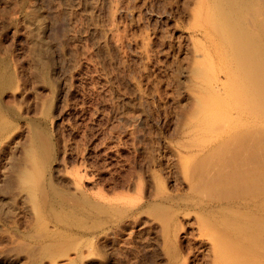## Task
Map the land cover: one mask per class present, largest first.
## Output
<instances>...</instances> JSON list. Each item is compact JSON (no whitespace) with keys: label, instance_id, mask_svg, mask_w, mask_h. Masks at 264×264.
Wrapping results in <instances>:
<instances>
[{"label":"rangeland","instance_id":"obj_1","mask_svg":"<svg viewBox=\"0 0 264 264\" xmlns=\"http://www.w3.org/2000/svg\"><path fill=\"white\" fill-rule=\"evenodd\" d=\"M196 4L0 0V264H167L151 230L98 240L53 226L38 188L48 177L85 199L135 197L137 178L154 175L182 189L172 142L190 105L186 73L201 58ZM180 221L182 262L205 264Z\"/></svg>","mask_w":264,"mask_h":264},{"label":"bare ground","instance_id":"obj_2","mask_svg":"<svg viewBox=\"0 0 264 264\" xmlns=\"http://www.w3.org/2000/svg\"><path fill=\"white\" fill-rule=\"evenodd\" d=\"M193 27L201 58L186 73L190 105L172 142L182 189L149 175L135 181L137 197L100 190L85 199L47 177L42 216L98 240L151 230L167 264H184L176 241L189 219L205 264H264V0H197Z\"/></svg>","mask_w":264,"mask_h":264}]
</instances>
